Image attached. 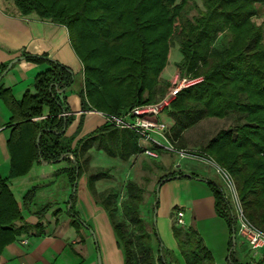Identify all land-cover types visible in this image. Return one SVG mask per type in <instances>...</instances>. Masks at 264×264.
<instances>
[{
    "label": "trees",
    "instance_id": "16d2710c",
    "mask_svg": "<svg viewBox=\"0 0 264 264\" xmlns=\"http://www.w3.org/2000/svg\"><path fill=\"white\" fill-rule=\"evenodd\" d=\"M12 1L20 15L35 14L66 27L82 65L78 91L82 112L93 110L120 118L135 106L157 102L171 87L161 73L170 48L177 44L178 70L191 77L201 75L202 81L179 90L162 112L172 121L168 141L178 146L183 132L202 119H230V125L218 129L201 150L229 174L244 216L264 232V20H254L264 0ZM21 57L48 62L49 68L35 76L33 92H25L19 100L0 87V99L10 112L9 171L7 177H0V254L17 236L39 230L49 207L35 211L36 224L26 223L9 188L10 179L25 175L38 162H66L54 175H64L71 187L67 213L78 231L85 225L74 211L73 186L88 167V151L102 150L121 161L143 153L134 131L106 122L72 144L75 135L65 136L73 121L65 91L75 83V75L45 55L23 53ZM81 123L80 119L77 129ZM108 172L109 168L95 170L88 175L87 185L107 214L122 264H164L151 243L157 235L152 219L149 229L139 211L143 188L126 180L122 191L109 187L96 192L95 180L107 178ZM174 175H162L156 184ZM206 183L215 213L225 220L231 238L233 232L236 235L231 206L219 184ZM34 189L24 194L22 205L32 199ZM156 206L157 200L151 215ZM171 231L184 264H216L195 229L173 222Z\"/></svg>",
    "mask_w": 264,
    "mask_h": 264
},
{
    "label": "crops",
    "instance_id": "0c3cea01",
    "mask_svg": "<svg viewBox=\"0 0 264 264\" xmlns=\"http://www.w3.org/2000/svg\"><path fill=\"white\" fill-rule=\"evenodd\" d=\"M23 53L45 55L69 68L77 78L76 85L73 84L65 91V102L73 116L65 136L75 135L72 144L105 125L102 113L81 111L78 91L81 87L82 65L71 47L66 27L40 19L35 14L20 15L12 0H0V87L9 89L17 100L25 92L32 93L35 76L49 68L48 62L35 63L20 59L1 74L2 66L21 57ZM9 117L10 112L0 99V177H7L9 171ZM80 119L82 123L80 129H77ZM168 157L172 158L169 152L159 151L156 160L151 158L157 163L154 170L150 158L147 159L143 153L132 155L126 161L111 157L114 163L106 167L109 168L107 181L110 184L104 186L102 180L98 179L94 182V189L100 192L109 187L116 188V171L126 173L128 168L140 172L151 171L153 178L145 179L147 185L132 178L127 179L143 188L139 211L150 229L151 210L156 200L153 189L158 178L171 172L175 175L191 174L192 177L172 178L160 185L156 222L153 225L157 235H153L151 241L154 253H160L164 264H184L171 231L175 210L179 209L183 212L184 225L197 231L216 264H264V246L250 249L246 240L237 233L231 243L225 220L215 213L211 190L201 180L213 181L209 173L199 170L192 161L185 158L181 160L184 163L176 164L170 163ZM66 165V162H38L25 175L9 180V188L26 223L36 224L39 219L35 211L44 205L49 207L40 219L42 227L39 230L17 236L3 248L0 264H98V255L101 264L123 263V255L107 214L95 202L87 185V171L79 176L74 190V211L85 226L77 231L71 224L73 218L67 213L71 187L64 175H54V172ZM32 187L35 188L32 199L22 205L24 194ZM22 240L26 243H22Z\"/></svg>",
    "mask_w": 264,
    "mask_h": 264
},
{
    "label": "built area",
    "instance_id": "2783aa9c",
    "mask_svg": "<svg viewBox=\"0 0 264 264\" xmlns=\"http://www.w3.org/2000/svg\"><path fill=\"white\" fill-rule=\"evenodd\" d=\"M201 81L202 76L190 77L177 71L171 79L169 91L157 102L135 106L129 111L126 117L118 118L104 115L105 122L115 128L132 130L138 135L139 140L141 139L151 143V147H143V154L149 158L156 159L159 156V151L165 150L169 153H177L182 158L195 157L205 160L225 184L226 192L224 190L223 192L231 206L232 215L236 224V233L246 240L250 249L264 246V232L256 228L244 216L234 183L229 174L208 157H196L195 155L188 154L184 150H176L168 141L167 126L164 120L160 118V114L169 107L170 102L179 90L195 85ZM162 142H165V144ZM174 222L177 226L186 227L183 222L182 210H175ZM22 243H26V241L22 240ZM20 264L25 263L21 262Z\"/></svg>",
    "mask_w": 264,
    "mask_h": 264
},
{
    "label": "rangeland",
    "instance_id": "374dc122",
    "mask_svg": "<svg viewBox=\"0 0 264 264\" xmlns=\"http://www.w3.org/2000/svg\"><path fill=\"white\" fill-rule=\"evenodd\" d=\"M193 14H195L194 10L191 12V15ZM254 20L256 23H260L262 20H264V8L260 10V14L257 17H255ZM180 59H181V53L178 50L177 44H174L170 48L167 64L161 73V77L163 79L171 82L173 75L177 71H179L176 64L180 61ZM185 76H188V75H185ZM192 77H197V76H192ZM74 85H76V81ZM160 118L163 119L164 122L166 123L167 131H168L171 127L172 121L168 120L166 112L161 113ZM230 122H231L230 119H218V118L202 119L183 132L181 140L178 142L179 143L178 146L174 144L172 146L176 148V150H184L188 154L195 155L196 157H203L204 155L202 153L201 148L204 146V144L209 140V138L212 135L215 134V132L218 129L227 127L228 125H230ZM138 143H139V146L148 147V148L151 147L152 145L151 143L143 141L141 139L138 140ZM162 143L165 144V142H162ZM160 151H162V153L166 152L165 150H160ZM88 154H89V161H88V167L86 169L87 174H91V172L95 170H104L108 165H111L112 163H114V160L111 157L107 156L102 150L90 149L88 151ZM169 154L172 155L171 159H169L168 157V159L170 160L169 161L170 163L176 162V164H178L181 162V160H183V158H185L188 161H192V164H195L199 170L208 172L210 175V178L213 181H215L217 184H219L221 188L226 192V187H225L224 182L222 181L220 176L215 173L214 169L205 162V160H202L200 158H195V157H191V158L183 157L182 158L177 153H169ZM146 158L148 159L149 157L146 156ZM181 163H184V161H182ZM152 167L154 170L155 166L152 165ZM115 175H116V188H118L119 191L121 190L124 181L129 178H132L143 185H147V181L145 180L146 178H153L151 171L150 172L149 171L140 172L138 170L131 169V168H128L126 173L124 171L123 172L116 171ZM101 180L104 186L108 185V183L110 184V182L107 181V178H102ZM155 222H156V218H155Z\"/></svg>",
    "mask_w": 264,
    "mask_h": 264
},
{
    "label": "water",
    "instance_id": "95a60500",
    "mask_svg": "<svg viewBox=\"0 0 264 264\" xmlns=\"http://www.w3.org/2000/svg\"><path fill=\"white\" fill-rule=\"evenodd\" d=\"M22 59V57H18V58H14L12 59L6 66V68L2 71L1 74H4L10 67L13 63H15L17 60H20ZM51 60V59H50ZM39 138V135L37 136V140ZM36 140V141H37ZM37 145V143H36ZM43 163H47V162H43ZM184 176H187V177H192L191 174H188V173H182V174H178V175H174V176H169V177H165V178H162L157 184H156V187H155V197H156V200L158 198V193H159V188H160V185L165 181V180H169V179H172V178H178V177H184ZM203 181H207L205 179H201ZM76 183H77V180L74 182V186H73V190H75V186H76ZM155 200V201H156ZM155 218H156V208L153 209V214H152V223L153 225H155ZM232 240L234 241L235 239V233L233 232L232 233V236H231ZM97 262L98 264H101L100 262V258H99V255L97 256Z\"/></svg>",
    "mask_w": 264,
    "mask_h": 264
}]
</instances>
